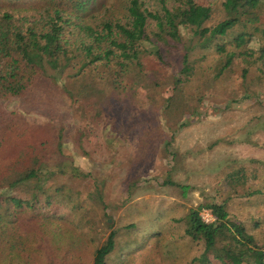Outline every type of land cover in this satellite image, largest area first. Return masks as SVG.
Listing matches in <instances>:
<instances>
[{
  "label": "trees",
  "instance_id": "obj_1",
  "mask_svg": "<svg viewBox=\"0 0 264 264\" xmlns=\"http://www.w3.org/2000/svg\"><path fill=\"white\" fill-rule=\"evenodd\" d=\"M18 1L0 0V100L16 98L26 102L28 95L47 86L52 92L37 100L32 97L35 102L30 108H38L40 103L45 117L56 120L62 110L57 111L59 102L53 97H64L66 108L84 118L82 127L77 129L79 135L84 130L96 131L97 122L109 106L107 95L126 88V80L153 86L159 82L154 79L158 71L147 72V59L169 68L171 93L164 98V106L179 119L197 114L203 103V85L223 78L233 70L235 61L243 79L247 66L254 65L256 78L262 80L264 89V0H221L219 6L225 16L212 25H207L212 5L196 0H38L39 6L31 8L38 10L29 17L16 11L27 7L18 5ZM183 30L188 31L187 40L179 47V56L170 59V48L182 43ZM227 36L231 37L229 41ZM196 46L212 48L214 60L204 64L209 61L204 53L199 59L190 57ZM246 97L247 94L243 96ZM229 101L235 102L236 98ZM256 102L264 106V98ZM14 114L6 113L0 103V151L7 140L22 130ZM66 146L57 130V135L41 142L40 147H31L18 166L5 163L0 168V264L5 253L10 264L14 259L19 264H30L26 247L29 243L17 237L14 230L23 214L42 234L48 233L54 220L70 219L81 239H94L96 229L85 220L82 201L76 199V193L65 190L63 185L47 193L43 186L47 178L39 176L52 163L49 157L56 153L62 156L60 160L68 162L62 152ZM251 163L250 177L242 164L228 174L227 185H238V197L243 196L246 202L260 199L264 203V159H251ZM62 167L59 172L64 171ZM65 167L75 176L86 175L68 164ZM29 181L30 197H20L17 187ZM166 183L178 187L182 195L189 189L188 185L170 180ZM38 193L44 197L39 199ZM201 208H208L214 220L204 223L198 215ZM247 220L248 223L231 219L224 200H210L189 209L183 234L203 244L194 260L198 264H264L262 219L254 214L248 215ZM57 233L55 227L53 234ZM115 234L109 230L104 240L92 248L90 264H106V257L115 246ZM73 250L72 243L65 244L61 255L54 250V264H84L78 257L73 258Z\"/></svg>",
  "mask_w": 264,
  "mask_h": 264
},
{
  "label": "rangeland",
  "instance_id": "obj_2",
  "mask_svg": "<svg viewBox=\"0 0 264 264\" xmlns=\"http://www.w3.org/2000/svg\"><path fill=\"white\" fill-rule=\"evenodd\" d=\"M196 1L213 7L207 25L225 16L219 6L221 0ZM17 3L27 7L16 11L29 17L38 10L31 8L41 2L20 0ZM187 32L181 31L182 43L171 46L170 59L179 56L178 49L187 40ZM230 38L227 36L228 41ZM203 53L205 60H209L204 64L214 60L212 48L197 46L191 50L190 57L199 59ZM173 65L177 67L176 62ZM234 65L223 78L203 85V103L196 115L179 119L171 114V108L164 106V98L171 93L169 68L147 59V72L158 71L154 79L159 82L153 86L126 80V88L119 93L110 91L109 106L97 122L96 131L84 130L82 135L77 129L82 127L84 118L66 108L64 97H53L59 102L57 111L62 110V114H56L59 118L56 120L47 119L38 102V108H30L35 102L32 97L37 100L52 92L47 86L28 95L26 102L16 98L1 99L6 113L14 111L22 130L20 128V134L17 132L2 147L0 168L5 163L18 166L31 147H40L41 142L49 141L57 135V130L61 131L67 145L62 152L68 162L60 160L62 156L56 153L49 157L52 163L49 160L43 170L46 173L41 172L39 176L47 178L43 185L47 193L58 185L76 193V199L82 201L85 220L96 229L92 241L84 240L76 234L78 231L70 219V223L61 219L51 222L48 233L42 234L36 231L26 214L21 215L14 230L17 237L29 243L26 247L30 264L50 261L54 264L51 257L54 250L61 255L66 243L74 247L70 251L73 258L90 264V251L112 229L116 242L106 257V264H198L194 257L201 253L203 244L183 234L184 218L189 209L210 200H224L231 219L248 223V215H260V229L264 231L263 201L246 202L243 196L238 197V185L235 188L227 185L228 174L238 166L246 165L250 177L251 159H264V106L256 102L264 98L262 80L256 78L254 65L247 66L244 79L240 76L238 61ZM245 94L248 97L243 98ZM232 97L236 98L235 102L229 101ZM66 164L86 175L71 174ZM60 165L64 166L63 172L58 171ZM167 180L188 185L189 189L182 195L180 189L168 185ZM31 185L32 181L19 185L16 192L28 198ZM97 195L105 207L97 200ZM36 197L42 199L44 195L38 193ZM55 227L57 234H53ZM4 256L1 264H10L8 254ZM14 260L13 264H19L20 261Z\"/></svg>",
  "mask_w": 264,
  "mask_h": 264
},
{
  "label": "built area",
  "instance_id": "obj_3",
  "mask_svg": "<svg viewBox=\"0 0 264 264\" xmlns=\"http://www.w3.org/2000/svg\"><path fill=\"white\" fill-rule=\"evenodd\" d=\"M198 215L204 223H209L214 220V217L208 208H201L198 211Z\"/></svg>",
  "mask_w": 264,
  "mask_h": 264
}]
</instances>
